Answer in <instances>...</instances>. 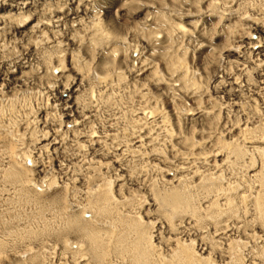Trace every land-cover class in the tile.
I'll return each mask as SVG.
<instances>
[{"label":"rangeland","instance_id":"374dc122","mask_svg":"<svg viewBox=\"0 0 264 264\" xmlns=\"http://www.w3.org/2000/svg\"><path fill=\"white\" fill-rule=\"evenodd\" d=\"M252 1H243L242 5L244 6H241L240 8L241 12L239 17H243L245 20L251 21L252 17H255L256 20H259L261 19V16H263V20L261 19L259 23H263L261 26L264 27V6L262 4V0H258L259 3L257 7L259 9L256 7V9H254L251 7ZM258 1L256 0L255 2L257 3ZM18 3L19 2L16 0L15 4H17V6ZM35 3L40 5L38 6V11L40 9L43 10H41L40 15L36 16L42 15V18L39 17V19H48L49 14L51 13L50 11H52V7L48 4H45L44 2ZM35 3L34 5L30 3L31 7H34V10L37 7V5L35 6ZM243 8L247 9L249 11L248 14L250 15L243 12ZM21 12L24 17L26 15L25 11ZM44 12L45 14H42ZM32 15H34L33 11ZM21 18L16 17L17 24L22 21ZM14 23L11 24L9 22V25L7 24L6 31L0 30V74H9V76L6 75V81L11 80L13 77H17V75H22V78H25L27 81L23 79L21 84L19 83L18 86H12V88L8 89L0 86V248L2 245L3 248H34L35 250L36 248L52 247L55 248V252L53 251L54 253L51 252L50 254H55L58 264H72V260H68V263L66 262L65 258H69V256L68 254H61L63 253L62 248L66 246V248H70L72 250H77L79 247L88 248L91 242L90 240L86 241L87 237L81 232L77 233L76 231L74 233V230L70 229L68 219L70 220V218H73L74 214L78 215L81 213V211L86 210L87 214H85V216H82L81 214V216H78L80 218L84 217L83 219L85 220H92L96 217L95 220H97V226V223L103 222L98 227H103L106 229L108 228L109 230L113 229L114 239H112L110 242L101 241L103 244L106 243L104 244L105 247L101 243H94L95 248H111L109 249V253L105 252L109 259L103 261L105 264H264V170H262V167L259 166L264 164V162L260 163L261 161L259 160L258 163L253 167V165H245L244 163L246 161H237V158H239L241 153L246 149L243 150L241 147L242 145L240 143L237 144L238 141H234L235 138L229 142L223 139L221 143L226 146L219 148L223 154L216 151L218 154L214 153L215 155H213L217 157V160L220 159L224 162L219 165L220 167L217 169L218 172L212 179L211 176L215 175L213 171H209L212 168H209V166L205 165V163L201 162V160L195 161V159L193 161L197 162L196 164L198 165L193 167L191 162V152H186V150H188L187 148H185V150L183 147L176 145L174 146V143L172 144L170 141L171 138L168 133L170 129H167L166 132H164L158 128L159 126H157V124V127H154L147 136V140L152 139L151 142L153 145L149 149L150 151L153 149L154 153H152L151 157L158 158L159 160L156 161H160L159 164L164 162V165H161L162 167L160 170L156 166L153 167L154 164H146L147 161H143L141 157L139 158L136 155L133 157L132 153L127 152L124 155H120L122 152H115L114 144L117 145L119 143V146L122 147V151L126 149L124 145L127 144L125 142L126 140L124 139V136L130 137V139L133 137L137 138L138 142H140L139 140L142 141V139H140L142 138L140 132H142L143 128H152L150 127L151 125H144L143 127V121L140 118H143L146 123L150 122L149 124H155L153 122H158L159 117H161L160 114V116L148 121L146 117L142 115L139 116V114H137L145 106H141L139 103H136V99L133 97L134 93L131 94V92H134V90L132 87H129L131 85L127 82L128 79H125L124 82H122L123 80L119 79L112 80L105 84L104 88L103 86L98 85L99 83L97 84L95 81H92L90 86L79 90L80 93L78 94V97L80 105H82L80 106L78 104V107L80 108L79 111H82L84 114L86 112L87 113L84 116V121L81 128H79L80 132L75 136L67 133L66 130L71 129L74 125L70 124V121H72L75 116L72 118L71 116L68 117L67 106L66 104L62 103V101H60L61 96L58 95L60 87H57L52 80V78H56L61 75L62 71H59V68L57 69L58 64H53L48 60L49 54L52 52L48 43V36H44L43 39L39 40L29 37L28 34L26 36L18 35L13 38L10 28L13 25L15 26ZM67 27L72 29L77 28L76 25ZM250 30H255V28H251ZM246 31L249 32V30ZM249 34L250 37H248L250 41L254 42L258 40V35L254 33L251 34V32ZM183 40L189 41L185 37H183ZM158 41L161 40L159 39ZM28 45H33L35 47L36 56L27 60V57L26 55L24 56V53ZM65 47L66 49L70 48L66 45V43H64V48ZM257 49H259V47L256 48V50L254 48L252 49L254 54H256ZM249 52L247 55H245L246 57L251 58ZM52 55L54 56V54ZM259 57L255 60L264 58L263 55ZM5 61L11 62L6 63ZM47 64L48 67L46 68L45 66ZM257 65L262 69L261 70L259 68V70L264 72V62L260 63L259 61L256 63V66ZM17 66L18 70L16 71L15 67ZM20 66L22 69L19 68ZM252 72L253 71L250 72V78H252V84L256 88L258 86V81L256 79L257 76L254 72ZM67 74L71 73L68 72ZM95 74H97V76L100 75L99 73ZM116 74V76H118V73ZM125 76L128 77L127 75ZM11 82L12 81L9 83ZM24 82H26V86L24 85ZM9 83H7V85ZM200 85L203 84L199 82V91L204 90L203 86ZM243 85L242 88H245V84ZM177 87L178 86L176 85L175 88ZM262 88H264V86H262ZM191 91L193 92V89H191ZM237 92H239V88ZM93 93L94 95H92ZM152 95L154 94L152 93ZM215 96L217 97L218 95ZM261 96V101L264 102V93L261 94ZM63 97L64 100H67L66 95ZM153 99H155V96ZM96 100L100 101L97 103ZM215 100H217L215 102L217 104L219 99ZM152 101L150 102L151 104L147 106V110L149 108L152 110L154 107ZM160 106L161 105L158 104L156 109H158ZM256 106L257 105H255V103H249L247 100L241 99L239 104L235 105V108H231L233 113H230V118L231 122L236 126L241 124L238 128L236 127V129L242 127L240 129L245 130V138L243 137L245 142L253 143V146L257 148L264 144V123L258 122L259 118H257L258 111L255 110ZM57 107L59 108L57 109ZM159 109L158 110L160 112L162 111L164 113L162 106ZM258 109L262 111L264 110V105L262 102L261 105L258 104L257 110ZM187 110L188 108L184 107L181 112L182 121H188V119L190 120L194 118L192 116L191 118H189L190 116L188 117V114L186 113ZM167 111L168 110H166V112ZM198 113L199 114L195 116L197 120L209 121L207 117L211 119L210 115L203 117L206 115L205 113L204 115H201L203 113ZM186 116L187 118H184ZM170 118L171 117L169 116V123L167 122V124L170 125L166 124L168 127L171 128L173 122L175 124L176 122L179 123L176 118H171V120ZM247 121L249 122L250 127L247 126L248 124L246 125ZM183 122L179 123L180 127H182L181 124H183ZM89 123H91V125ZM76 124L80 126L81 122H77ZM90 126L92 128H90ZM248 128H255V132L249 130ZM248 130L250 132H248ZM181 135L182 133L180 129L177 128V134L175 137H179L181 139ZM113 136H115V138ZM112 138L116 140L114 144H111L114 142ZM100 139L103 140L101 143L98 141ZM97 142L98 144L95 145ZM228 143H230L229 147ZM47 144L48 146H46ZM248 145V148H250L251 145ZM235 149H238L240 153L238 150L235 151ZM42 150L44 151L42 152ZM250 150L251 149L248 150V154ZM157 153H159V155H157ZM203 153H205V155L207 154L206 152ZM236 154L238 156H236ZM154 155H157V157ZM207 159L210 160L211 158L209 157ZM29 160L32 163L31 166L27 165V161ZM43 165L47 167L46 170L48 172L41 171ZM199 166H201L202 169L200 168L197 171L196 167ZM120 168H122V172L125 170L124 172L126 174L122 172L117 173L115 171V169L121 170ZM169 168H171L172 172L169 171ZM173 169L182 175L178 177L179 179L182 178L181 181L176 184H173L171 181V179L175 177V171ZM222 170H224L223 173L220 172ZM195 171H197L195 173V178H191L192 176L183 175V173L192 174ZM113 174L115 177L116 175L117 177H121L118 178V180L124 184L120 191L117 186L119 185L117 184L118 181L116 178L114 179ZM163 174L167 176L166 181L163 180ZM205 174L207 175L205 176ZM202 175L205 176L203 179L204 182L202 181ZM130 177L135 178V180H133L131 185H128V182L126 181V183L124 181ZM199 177H201V179ZM192 179H195V182H190ZM208 179L210 180L208 181ZM49 181L53 183L52 186L45 184L46 182L49 183ZM114 182L116 183L115 185ZM207 185L209 186V189L206 188ZM35 186H39L43 193L40 192L39 188ZM192 187H194L195 190L192 189ZM90 188L93 192H90ZM121 190H123V193H121ZM146 190L150 191L149 193L151 195H148ZM173 191L184 192L185 198L190 199V204L186 206V201V203H182L183 205H181L178 209L167 207L168 204L166 201H163L164 199H162V197L163 195L173 196ZM157 193L158 195H155ZM66 196L69 199L65 198ZM107 196L111 199L110 202V199L107 198ZM131 203L132 205H130ZM103 204L105 207H103ZM70 205L71 207H68ZM146 211L150 212L151 217H145ZM157 212L159 214H157ZM163 214L167 216L164 217ZM143 216L144 218H142ZM161 217H163V219ZM174 218L177 219L174 220ZM167 219H170V221ZM132 222H135V225H132ZM143 222L144 224H142ZM65 225L67 226V229ZM70 230L73 232V234ZM160 231L162 234H160ZM82 238L86 243H83ZM118 238H120L121 241L119 240L117 242ZM114 242L116 243L114 244ZM92 247L94 248V246H89V248ZM201 247L206 248V251H204L203 255L198 252V248L200 249ZM35 250L29 254H20V258L18 256V258H14L18 259V261H29L28 257L30 255V258H34L39 254L38 252L36 253ZM61 258L65 261H60L59 259ZM86 258H88V256H86L85 259ZM87 260L88 259L84 260V258H82L81 262L84 264V262H87ZM154 261H156V263ZM98 262L101 263L98 260L94 263L92 260H90L91 264H97ZM44 264L47 263L44 262Z\"/></svg>","mask_w":264,"mask_h":264},{"label":"bare ground","instance_id":"6f19581e","mask_svg":"<svg viewBox=\"0 0 264 264\" xmlns=\"http://www.w3.org/2000/svg\"><path fill=\"white\" fill-rule=\"evenodd\" d=\"M15 1L16 0H0V27H1L0 30L6 31L7 24L9 22L11 24H13L15 22L14 23L15 26L13 25L14 27L12 26L10 28V31H12L13 38L15 36H18V35L26 36L28 34L29 37H33L34 39L39 40V39H43L44 36H48L47 39H48V43H49L50 48H51L50 50L52 51L51 53L54 54V56H53L50 53L48 60L51 61V63H53V64L54 63L58 64L57 69L59 68V71H62L61 75H59L56 78H52V80L54 81V83L57 87H60L58 95L61 96L60 101H62V103L66 104V106H67L68 117L71 116V118H72L75 116V118H73V120L70 121V124H74V125L71 129L66 130L67 133L72 134L73 136H75L77 133H79L80 132L79 128H81L82 123L84 121V116L87 113L86 110H85V112H86L85 114L82 111H79V109H80L78 107V104L80 105V101H79V97H78V94L80 93L79 90H82V88H85V87L87 88L88 86H90L92 81H95L97 84L99 83L98 85H101L104 88V85L107 84L108 82L112 81V80L119 79V80H123L122 82H124L125 79H128L127 82L130 83V85H131L129 87H132L134 90V92H131V94L134 93L133 97H134V99H136V103H139V105H141V106H145L137 114H139V116L142 115V116L146 117L148 121H151L154 118L160 116V114H161V117H159L158 122L157 121L153 122L155 124H149L150 122L146 123L143 118H140L143 121L142 122L143 127H144V125H151L150 127H152V128H146V127H145L146 129L143 128L142 132H140L141 137H142V138H140V139H142V141L139 140L140 142H138L137 138L133 137L130 139V137L124 136L125 137L124 139L126 140L125 142L127 145H124L126 147V149H124L123 151H122V147L119 146L120 145L119 143L117 145L114 144L116 142V140L114 139L115 136H113L114 138H112V140H114V142H112L111 144H114L115 152H119V153L122 152L120 155H124L127 152L132 153L133 157H134V155H136L139 158L141 157V159L143 161H147L146 164L147 163L151 164V165L154 164L153 167L156 166L160 170V168L162 167L161 165H164V162H161V164H159L160 161L159 162L156 161V160H159L158 158L151 157L152 153H154L153 149L151 151L149 149L153 145L151 142L152 139L147 140V136L149 135L151 130L154 127L159 126L158 128L163 130L164 132H166L167 129H170L168 131V133H169L170 138H171L170 141L172 142V144L174 143V146L175 145L180 146V147H183L184 149L187 148L188 150L185 149L186 152L187 151L191 152L190 154H192L191 155L192 161L191 160L190 161L192 162L193 167L195 165L196 166L198 165V164H196L197 162H195L196 160L197 161L201 160V162H204L205 165L209 166V168H212L213 170L212 169L209 170V171H213V173L215 174L212 176L209 175V176H211L212 179L216 176V173L218 172L217 169H219V167H220L219 165L222 162H224V161H221L220 159L217 160V157L214 156L215 155L214 153H217V152L222 153L219 148L226 146L223 143H221L223 139L229 142L230 140H233L235 138L234 141L235 142L238 141L237 144L240 143L242 145L241 146L242 149L247 150V151L245 150L246 152L241 151L242 152L241 156L239 158H237V161L238 160H239V162L241 160H242V162L246 161L244 163L245 165H253V167H254V165H256L258 163L259 160L261 161L260 163L264 162V144L256 148L253 146V143L245 142V139H244L245 138V135H244L245 130L240 129L242 127H240L239 129H236V127L238 128L241 125L240 122H239L240 125L236 126L235 124H233L231 122V118H230V113L232 112L231 108H235V105H238L239 102L241 101V99L247 100L249 103L250 102L255 103V105H257L256 106L257 108H258V104L261 105V102L264 105V102L261 101V97H262L261 94L264 93V88H262V86H264V72H261L259 70L260 67L258 65L256 66V63L259 61H260V63L261 62L263 63L264 58L255 60L259 56L263 55V57H264V27L261 26L263 23H259V21L261 19L263 20V18H262L263 16H261V19H259V20H256L255 17L254 18L252 17L251 21H247L243 17H239L240 12H241L240 8H241V6H244V5H242L244 0H236V1L235 0H37V1L36 0H17V2H19L18 6H17V4H15ZM255 1L256 0H253L251 2V7L254 9L258 8L257 6L259 3L258 0H257L258 1L257 3ZM29 2L32 5H34L35 2H39V3L44 2L45 4L50 5L52 7L51 8L52 11H50L51 13L49 14L48 19L44 18L45 21L42 19H39V17H41L42 15L41 16H36V15H40V13H41L42 9H40L38 11V9H39L38 6H40V5H37V3H35V6L37 5V7L34 10L33 9L34 7H31V4ZM262 4L264 6V0H262ZM41 5H43V4H41ZM244 8H243V12L248 14L249 11L247 9H244ZM21 11H25L26 15L24 17H23V14ZM32 11H33L34 15H32ZM258 12H259V10H258ZM42 14H45V12ZM15 15L17 18L22 17L21 18L22 21L19 22L18 24L16 23L17 19H16ZM248 15H250V14H248ZM249 19H250V17H249ZM73 25H76L77 28L73 27L74 29H72V28L67 27V26H73ZM251 28H255V30H250ZM27 30H28V32H27ZM246 30H249V32H247ZM250 32H251V34L254 33V34L258 35L257 41L252 42L249 40V37H250L249 33ZM177 34H179V35H177ZM180 35H182V36H180ZM82 37L85 39H83ZM183 37H185L189 41H184ZM23 39H24V37H23ZM157 39L158 40L160 39L161 41H158ZM84 41H86V42H84ZM64 43H66V45L70 48L69 49H66V47L64 48ZM257 46L259 47V49H257V52L255 51L256 54H254L252 49L254 48L256 50V48H258ZM35 52H36L35 47L33 45H31V46L28 45L26 50H25V53L24 52L23 53H24V56L26 55V57H27L26 59L28 60L29 58L31 59L32 57L36 56ZM248 52H249V55H251V58L246 57ZM132 56L134 57V60H133ZM26 59H24V60H26ZM14 61H16V60H14ZM5 62L9 63L11 61H5ZM23 66H25V65H23ZM45 67L47 68L48 64ZM15 68L17 71L18 66ZM19 68L22 69L21 66ZM251 71H253L255 73V75L257 76L256 79L258 81V86L256 88L252 84V82H253L252 78H250V72ZM68 72L71 74H67ZM95 73H99L100 75L98 74L99 76H97V74H95ZM116 73H118V76H116L117 75ZM6 75L9 76V74H5V75L0 74V86L5 87L6 89L12 88V86H18L19 83L21 84V82H23V79L26 80L25 78H22V75L21 76L17 75V77H13V78H11V80L6 81L5 80ZM125 75H127L128 77H126ZM10 81H12L14 84L12 82L9 83ZM199 82L203 84V85H200V86H203V88H204V90H202V91H199V89H198ZM7 83H9V84L7 85ZM172 84H173L174 88L172 87ZM243 84H245V88H242ZM24 85L26 86V82H24ZM24 85H21V86H24ZM176 85L178 86L177 88H175ZM238 88H239V92H237ZM189 89H190V91H189ZM191 89H193V92L191 91ZM201 89H202V87H201ZM92 90H90V91H92ZM94 90H96V89H94ZM99 91H100V89H99ZM152 93L154 95H152ZM237 93H239V94H237ZM64 95L67 96V100L63 99ZM92 95H94V93ZM215 95H218V96L216 97ZM154 96H155V99H153ZM214 97H215V99H219L217 104L215 103L217 100H215ZM152 99H153V101H152ZM99 101L100 100H96L97 103ZM151 101L153 102L154 107L153 106H152L153 108L151 107L152 110L150 108L147 110V108H148L147 106L149 104H151L150 103ZM94 104H95V102H94ZM158 104H160L162 106L164 113L162 111L161 112L159 111V110H161V109H159L161 106L158 108L159 110L156 109V106H158ZM58 105H59V103H58ZM80 106H82V105H80ZM84 107H85V105H84ZM184 107L188 108V110L186 111V113L188 114V117L190 116L189 118H191V116H192L194 118H192L190 120L188 119V121L183 120L184 121L183 122L181 120V112H182ZM256 107H255V110L258 111L257 118H259L258 122L264 123V110L263 111L260 109L257 110ZM58 108L59 107H57V109ZM166 110H168L169 112L167 111L168 112L167 113ZM134 112H133V114H134ZM198 112L203 113L201 115H204V113H205L206 115L203 117H207L210 115L211 119L209 117H207L209 119V121L197 120L195 116H197L199 114ZM206 112H209V113H206ZM90 113H91V111H90ZM168 114L171 118H176V120L179 123L183 122V124H181L182 127H180V124L177 122H176V124L173 122L171 125V128L168 127L167 125H170V124H167V122L169 123ZM46 115H48V114H46ZM171 118H170V120H171ZM184 118H187V116ZM86 119H88V118H86ZM248 121L246 123V125L248 124L247 126H249ZM77 122H81V125L79 126L78 124H76ZM253 123H255V122H253ZM89 124L91 125V123H89ZM156 124H157V126H156ZM90 128H92V127L90 126ZM177 128H179L181 133H182L181 139L179 137H175V135L177 134ZM252 129H249V130L254 131L255 128L253 130ZM246 130H247V127H246ZM249 130H248V132H250ZM170 131H171V133H170ZM110 140H111V138H110ZM98 141L101 143V141H103V140L100 139ZM162 141H163V139H162ZM96 144H98V142L95 143V145ZM248 144L251 145L250 148H248V146H249ZM92 145H93V143H92ZM46 146H48V144ZM229 146H230V143H228V147ZM165 148H166V146H165ZM155 149H157V148H155ZM249 149H251L250 150L251 153L249 152V154H248ZM237 150L235 149V151H237ZM239 150H240V148H239ZM43 151L44 150H42V152ZM148 152H150V153H148ZM203 152H206L207 154L205 155V153H203ZM231 152H234V151H231ZM169 153H171V152H169ZM239 153H240V151H239ZM237 154H236V156H238ZM157 155H159V153H157ZM157 155H154V156L157 157ZM116 156H118V155H116ZM236 156H235V158H236ZM209 157L211 158L210 160L207 159ZM24 158H26V157H24ZM152 158H153V160H152ZM194 159H195V161H193ZM180 162H182V161H180ZM188 163H189V161H188ZM112 164H113V162H112ZM27 165H29V166L32 165L30 160L27 161ZM182 166H184V165H182ZM259 166H261L262 170H264L263 169L264 164L259 165ZM46 168L47 167H45L43 165L41 168V171L46 172L47 171ZM200 168L202 169L201 166L196 167L197 171ZM120 169L121 170L115 169V171L117 173L122 172V168H120ZM169 169L168 170L171 171V168H169ZM28 170H30V169H28ZM124 171L122 173L126 174ZM174 171H175V173H174L175 177L172 178L171 181L173 184H176L179 181H181L182 178L179 179L178 177L182 176V175L180 173H178L176 170H174ZM197 171H195L192 174H190V173L184 174L183 173V175L184 176H192L191 178H195V176H196L195 173ZM29 172H31V171H29ZM220 172L223 173L224 170H222ZM18 173H20V172H18ZM114 174H113V176H114ZM261 174H262V172H261ZM206 175L207 174H205V176ZM162 176H164L163 180L166 181L167 176H165L164 174ZM202 176H203V178H202V181H203L205 176L204 175H202ZM24 177H25V175H24ZM201 177H199V178L201 179ZM219 177L222 178L221 176H219ZM115 178L118 181L117 184H119V185H117V186H118V189L120 191V189H122L124 184H122L118 180V178H121V177H117V175H116V177L114 176V179ZM143 178H144V176H143ZM133 180H135V178L130 177L128 179H125L124 182L127 181L128 185L129 184L131 185ZM184 180H185V178H184ZM209 180L210 179H208V181ZM191 181L195 182V179L190 180V182ZM143 182H144V180H143ZM210 183H211V181H210ZM45 184H47L48 186L53 185V183L50 181H49V183L46 182ZM115 184L116 183L114 182V185ZM217 184H219V183H217ZM97 185H99V184H97ZM180 185H182V184H180ZM66 186H68V185H66ZM106 186H109V185H106ZM112 186H113V184H112ZM35 187H38L40 192L43 193L42 189L39 186H35ZM194 187H192V189L195 190ZM158 188H160V187H158ZM174 188H176V187H174ZM189 188H191V187H189ZM206 188L209 189V186L207 185ZM228 188H229V186H228ZM129 189H130V187H129ZM182 189H183V187H182ZM112 190H113V188H112ZM123 190H121V193H123ZM229 190H231V189H229ZM91 191L92 190L90 188V192ZM127 191H128V189H127ZM143 192H145V191H143ZM149 192L150 191L146 190V193L148 195H151ZM196 192H197V190H196ZM97 193H98V191H97ZM114 193H116V192H114ZM121 193H119V194H121ZM173 193H174L173 196L172 195L171 196L163 195V197H162V199H164L163 201L167 202V204H168V206L166 204L167 207H171L172 209H178V208H180L181 205H183L182 203H186V201H187L186 206L190 204L189 203L190 199L185 198L184 192H179V191L174 192L173 191ZM217 193H218V191H217ZM136 195H139V194H136ZM155 195H158V193ZM196 195H197V193H196ZM211 195H213V194H211ZM65 198H67V196ZM107 198H109V197L107 196ZM111 198H113V197H111ZM67 199H69V198H67ZM63 200H64V198H63ZM63 200H61V201H63ZM170 200H172V201H170ZM110 201H111V199L109 200V202ZM157 201H158V199H157ZM199 201H201V200H199ZM199 201H197V202H199ZM51 203H53V202H51ZM159 204H158V206H159ZM191 204H192V202H191ZM58 205H59V203H58ZM68 205H69V202H68ZM130 205H132V203ZM190 206H192V205H190ZM68 207H71V205ZM103 207H105V205ZM72 209H73V207H72ZM187 209H189V208H187ZM91 210H93V209H91ZM152 210H153V208H152ZM79 211H81V210H79ZM86 212L87 211L84 210V211H81L80 214L82 216H85V214H87ZM158 212H157V214H159ZM161 212H162V210H161ZM184 212H186V211H184ZM80 214H78V215H80ZM78 215L74 214L73 218H70V220L68 219V224L70 226V229L74 230L73 231L74 233L77 231V233L81 232L82 234H84L87 237L86 241L90 240V242H91L90 245L94 246V248L93 247L89 248V246H90L89 245L88 248H86L84 246L85 248L79 247L77 250H72L70 248H66L67 247L66 246V247L62 248L63 253H61V254H64V255L68 254L69 258H65L67 263H68V260H72V264H74V263L75 264H83V262H81V260H82V258H84V260L88 259L87 262H84V264H87V263L91 264L90 260H92L93 263L98 260L101 263L98 262L97 264H105V262H103V261H106V259H108V256H106V253H109V251H110L109 249H111V248H107V247L106 248H95L94 243L97 242V243H101L102 245H104L106 243L103 244L102 242H104V241L110 242L112 239H114L113 238V233H114L113 229L109 230L108 228L106 229L103 227H98L103 222L97 223L98 224V226H97L96 225L97 220H95L96 217L93 218L92 220H85V219H83L84 217L80 218ZM145 215H146L145 216L146 218L151 217L150 212H148V211H146ZM156 216H158V215H156ZM163 216L165 217L167 215L163 214ZM153 217H154V215H153ZM142 218H144V216ZM161 218L163 219V217H161ZM131 219H132V217H131ZM176 219L174 218V220H176ZM100 220H102V219H100ZM154 220H156V219H154ZM167 220L170 221V219H167ZM120 221H121V219H120ZM63 222H65V221H63ZM129 223H130V221H129ZM142 224H144V222ZM132 225H135V222H132ZM120 226H121V224H120ZM128 228H129V226H128ZM66 229H67V226H66ZM129 231H131V230H129ZM169 231H170V229H169ZM73 232H72V234H73ZM104 233H105V235H104ZM160 234H162L161 231H160ZM131 235H133V234H131ZM146 235H145V237H146ZM149 237H150V235H149ZM119 240H120V238L117 239V242ZM83 243H86L84 239H83ZM115 243L116 242H114V244ZM168 245H170V244H168ZM2 246L0 248V264H44V262H46L47 264H58L57 259L55 257V254L54 255L50 254L51 252L52 253L55 252L54 251L55 248H52V247L51 248H36V250H35L34 248H3ZM112 246H113V244H112ZM104 247H105V245H104ZM173 248H172V250H173ZM33 250H35L36 253L38 252L39 254L36 255L34 258H30L31 255L29 257L27 256L29 258L28 259L29 261H27V260L26 261H24V260L18 261V259L14 258L17 256L19 257L20 254H25V253L29 254ZM204 251H206V248H202V247L200 249L198 248V252H200V254L203 255ZM56 253H58V252H56ZM101 253H103V254H101ZM150 254H152V253H150ZM86 256H88V258L85 259ZM52 258H54V259H52ZM58 258H59V256H58ZM59 260L63 261L64 259L61 258ZM154 262L156 263V261H154ZM59 264H61V263H59ZM63 264H65V263H63Z\"/></svg>","mask_w":264,"mask_h":264}]
</instances>
